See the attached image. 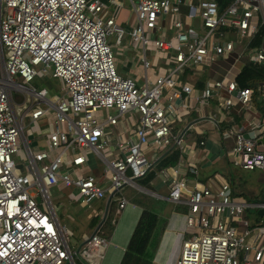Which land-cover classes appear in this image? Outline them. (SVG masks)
Instances as JSON below:
<instances>
[{"label":"built area","instance_id":"1","mask_svg":"<svg viewBox=\"0 0 264 264\" xmlns=\"http://www.w3.org/2000/svg\"><path fill=\"white\" fill-rule=\"evenodd\" d=\"M126 1L135 15L128 30L117 23L123 8L119 0H0V264H71L70 257L73 263L76 257L96 264L107 240L96 233L72 251L71 235L57 221L48 189L71 187L72 199L87 207L150 170L145 148L181 147L186 130L174 135L173 126L186 106L182 94L190 97L193 89L177 87L176 70L204 66L232 52L249 63H264V44L247 48L257 30L264 29V0H231L221 14L217 0ZM125 35L130 45H140L146 71L147 46L168 53L166 64L176 69L153 81L146 77L141 86L119 76L108 38L114 36L119 46ZM47 76L60 81V94L48 98L44 88L31 86ZM11 90L29 97L20 117ZM254 95L264 97V84L255 91L239 89L233 80L210 81L197 103L201 110L214 99L228 110L235 101L248 111ZM104 110L109 114L102 117ZM50 112L54 120L45 149L33 151L34 138L24 137L23 120L28 117L33 126ZM128 115L137 116L132 134L112 143L111 127ZM248 128L246 134L235 129L223 133V140L232 141L227 158L234 167L264 175V114ZM20 145L25 165L17 162ZM88 150L106 161L107 187L91 176H73L86 163ZM114 152L118 156L108 161ZM177 173L164 171L162 177L168 199L187 205L191 235L182 241L173 264H264V213L257 215L264 211V201L234 195L225 182L199 186ZM127 204L120 196L117 213Z\"/></svg>","mask_w":264,"mask_h":264},{"label":"crops","instance_id":"2","mask_svg":"<svg viewBox=\"0 0 264 264\" xmlns=\"http://www.w3.org/2000/svg\"><path fill=\"white\" fill-rule=\"evenodd\" d=\"M103 1L105 2L106 0ZM183 11L185 12V10ZM116 17L117 22L125 30L130 28L129 25L131 26L135 23V15L132 9L126 10L123 7L118 11ZM195 23L199 26V21H195ZM128 44L129 40H126V45ZM263 44L264 43H262V45ZM135 59L131 56V58L125 62L123 68L128 73H134ZM133 61L135 62L134 65ZM246 62L247 59L245 56L238 58L237 53L232 52L224 57H219L204 66H193L188 69L180 68L174 73L178 88L183 85H188L193 89L190 97L182 94V100L186 106L180 108V111L182 112L180 114L181 119L173 126L174 135L186 130L183 137V143L181 147L172 144L164 151H155L149 147L144 150L147 156V161L150 164V170L153 169L164 153L173 148H176L179 151L178 162L175 166L165 167L155 172L154 178L149 182L151 190L139 186L136 183V180L133 182H135L137 186L130 184L124 185L139 193L145 194L156 200L165 201L169 204L162 214L165 222L163 223V231L152 264H173L179 255L182 241L191 235V230L188 229L185 220V214L187 211L185 213H180L175 212L172 209L175 204H182L186 206V208L188 207L184 202L173 203L168 199V189L162 177L164 171L177 169L178 178H185L188 182H194L199 186H209L214 188L220 183L225 182L228 183L232 189L234 187V181L232 178L233 165L227 158V154L232 148V141L231 139L226 141L223 140L222 135L224 132H227L228 129H235L246 134L249 129V122L258 120L261 115L264 114V97L254 95L252 104L253 108L248 111L244 110V108L235 101L228 110H221L217 105V101L214 99L210 100L209 103L200 110L197 103V97L207 82L222 80L226 82L231 80L235 81L234 79L236 75L241 71ZM161 66L164 67L162 71H151L154 77L169 75L173 72L172 70L176 69L171 62L167 64L161 63ZM140 67L144 73L145 80V78L148 77V70L151 68L146 71L142 64ZM221 95L226 97L227 93L222 92ZM256 102L259 104L257 105ZM136 123V115H128L121 118L114 128L111 127L110 129L112 143H115L118 138L126 140L130 134H132ZM188 127L189 129H187ZM200 141L204 142L203 146L199 145ZM42 146H45V144H39L33 140L32 147L34 151L44 150ZM117 156L118 153L114 152L107 160L113 161ZM85 157L86 163L80 167H76L73 176L76 178L91 176L100 183L102 187H107L108 183L103 177L106 168V161L95 155L91 150L87 151ZM125 175L128 177L129 173L126 172ZM70 188L71 187H56V189L62 193ZM70 190L71 192L67 194L71 197V200L69 201L74 204V207L72 208V211L66 215L67 223L61 224V226L68 229L71 235L70 239L75 242V248L82 247L87 238L97 227H99L97 234L107 240L108 246L104 250L102 258L99 259L96 264H119L140 217V207L128 201V204L117 213L118 198L120 197V195H116L117 193L113 195L110 200H108V195L105 199L96 201L92 205L86 207L82 206L78 200L74 198L72 199V193L74 190ZM110 216L112 217L109 222L111 230L110 233H106V231H102V227Z\"/></svg>","mask_w":264,"mask_h":264},{"label":"rangeland","instance_id":"3","mask_svg":"<svg viewBox=\"0 0 264 264\" xmlns=\"http://www.w3.org/2000/svg\"><path fill=\"white\" fill-rule=\"evenodd\" d=\"M122 3V6L127 10H131L130 4L126 0H119ZM133 19V18H131ZM118 23V22H117ZM118 25H120L118 23ZM132 26V25H131ZM129 25V27H131ZM124 29V28H123ZM169 36H171V32H168ZM156 37H159V35H156ZM232 40H234L233 37H231ZM126 40H129L128 36L125 35L121 45L116 46L114 45V36H110L108 38V42L111 45L112 53L115 59L114 62V68L116 73L121 76V77H129L131 78L138 86L143 85V80H144V73L141 70V63L139 62V58L141 57L142 51L140 45H137L136 47H133L129 44L126 45ZM245 42H243L244 44ZM264 43V40H263ZM235 46H237L235 44ZM120 56H119V55ZM168 53H162V52H157L154 49H151V46L146 47V52L145 56L147 60L149 61L151 69L148 70V78L149 80L153 81L155 78L154 75H152L151 71L152 70H161L164 69V67L161 66V63H166ZM131 56L134 57L136 60V63L133 61V65L135 63V70H133L134 73H128L123 66L125 65V62H127ZM140 63V64H139ZM133 66V67H134ZM132 67V69H133ZM2 62H1V57H0V78L2 76ZM31 86L37 89L44 88L47 91V97L50 98L53 95H58L61 93V83L57 79H53L50 76L47 77H38L33 80L31 83ZM12 91V90H11ZM12 95V103L14 106V111L18 117L22 114L23 110L27 107L28 101L25 102V99L27 100L29 97L28 95L25 94H20L16 92H11ZM23 104V105H22ZM50 110V109H49ZM51 111V110H50ZM101 116H105V114H109V111L104 110L103 112L100 113ZM54 120V113L50 112L49 115L46 117L41 118L37 123L33 124V126L29 125V118L25 117L23 120V135L26 139L34 138L35 142H38L39 144L44 143L46 140V134L51 129L52 123ZM45 123H44V122ZM49 125V126H48ZM42 128V129H41ZM114 128V127H113ZM45 149V146H42ZM34 151V150H33ZM145 151V150H144ZM19 156L17 157V162L22 163L25 165L27 162V159L25 157L24 149L23 146L20 145V151H19ZM232 178L234 181V195H238L239 197L245 198L247 200H250V198H254L255 196L259 195L262 186L264 185V175L261 173L254 171H243L240 170L239 168H235L232 166ZM72 189V188H70ZM70 189H67L66 191L59 192L56 187H52L48 189V194H49V199H50V204L52 207V210L57 218V221L59 224H65L67 223L66 215L69 214L72 211V208L74 207L73 203L70 202L71 197L69 196V192H71ZM69 190V191H68ZM31 193H35L34 190L30 191ZM120 195V192L117 193ZM116 194V195H117ZM121 196V195H120ZM42 209L45 208L44 205L40 206ZM69 248L73 251L75 249V242L71 240L69 242ZM76 258V257H75ZM67 264V263H65Z\"/></svg>","mask_w":264,"mask_h":264},{"label":"trees","instance_id":"4","mask_svg":"<svg viewBox=\"0 0 264 264\" xmlns=\"http://www.w3.org/2000/svg\"><path fill=\"white\" fill-rule=\"evenodd\" d=\"M230 2L231 0H217L218 12L221 14ZM263 40L264 29L259 28L253 37L249 39L247 48H259L262 45ZM234 80L239 89L253 88L256 91L258 85L264 84V63L252 64L246 62ZM258 104L259 103H257V105ZM178 159L179 151L176 148L168 150L159 159L153 169L148 170L144 176L137 179L136 183L144 189L151 190L149 182L154 178L155 172L165 167L175 166ZM118 192H120V195L127 201L137 205L141 209L140 217L119 264H152L154 254L163 231V223L165 222L162 214L169 204L165 201L156 200L145 194L139 193L128 186L121 187ZM238 195L242 196V194ZM250 200L264 201V185L262 186L259 195L254 198H250ZM172 209L173 211L180 213H185L187 211L186 206L182 204H175ZM111 218L112 217L110 216L106 220L102 227V231L110 233L111 228L109 226V222ZM74 264L86 263L78 258H74Z\"/></svg>","mask_w":264,"mask_h":264},{"label":"water","instance_id":"5","mask_svg":"<svg viewBox=\"0 0 264 264\" xmlns=\"http://www.w3.org/2000/svg\"><path fill=\"white\" fill-rule=\"evenodd\" d=\"M18 168H20V167H18ZM124 185H125V184H123L121 187H123ZM130 185L137 186V185L135 184V182H133V181L131 182ZM121 187H120V188H121ZM120 188L114 190V191L109 195V199H108V200H110V199L113 197V195H115V194L118 192V190H119ZM147 193H148V192H147ZM148 194H150V193H148ZM263 213H264V211L260 210V211L257 212V215H258V216H261V215H263ZM98 228H99V227H97V228L93 231V233L90 235L91 237H92L94 234L97 233ZM88 238H89V237H88ZM88 238H87V239H88ZM70 259H71L70 263H71V264H74L73 261H72V257H70Z\"/></svg>","mask_w":264,"mask_h":264},{"label":"bare ground","instance_id":"6","mask_svg":"<svg viewBox=\"0 0 264 264\" xmlns=\"http://www.w3.org/2000/svg\"><path fill=\"white\" fill-rule=\"evenodd\" d=\"M7 84H11V83L7 81Z\"/></svg>","mask_w":264,"mask_h":264}]
</instances>
